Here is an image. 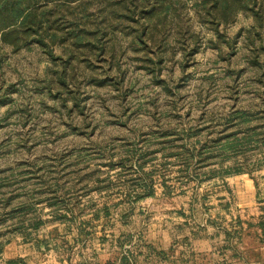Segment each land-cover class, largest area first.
I'll use <instances>...</instances> for the list:
<instances>
[{"label": "rangeland", "instance_id": "1", "mask_svg": "<svg viewBox=\"0 0 264 264\" xmlns=\"http://www.w3.org/2000/svg\"><path fill=\"white\" fill-rule=\"evenodd\" d=\"M255 10L262 15V27H254V17L240 11L219 26L218 36L197 19L189 2L180 18L197 43L189 34L183 44L170 35L173 51H166L155 76L140 67L144 51L133 50L131 34L102 39L114 48L111 61L120 69H110L108 53L102 61L91 60L98 66L96 82L89 78L92 71L76 62L77 79L61 94L46 81L47 72H57L66 57L61 47L54 46L60 57L52 61L36 43L14 48L0 39V198L14 195L0 210L10 211L19 201L34 206L31 216L44 220L39 236L65 249L71 239L73 246L98 247L103 230L112 239L155 233L164 244L169 233L189 235L199 244L203 236L220 232L230 233L233 247L244 250V256L264 263V0H257ZM249 27L257 45L253 62L244 37ZM113 78L116 83H110ZM234 112L242 118L229 121ZM225 135L246 141L237 148L222 147ZM184 140L190 147L199 146L191 144L196 140L206 143L209 157L197 164L199 180L183 171L180 158L169 155ZM127 147L137 153L152 150L142 170L153 171L155 192L138 201L124 190L130 183L126 179L138 181L136 162L144 158L137 159ZM227 166L232 173L225 175ZM56 179L72 189L68 202L74 218L51 215L55 207L43 199L37 204L45 196L38 189ZM248 182L254 184V195ZM105 203L109 215L104 217ZM15 220L10 218L0 231L12 228ZM4 236L10 256L33 243L20 231ZM227 251L234 253L227 247L223 254Z\"/></svg>", "mask_w": 264, "mask_h": 264}, {"label": "trees", "instance_id": "2", "mask_svg": "<svg viewBox=\"0 0 264 264\" xmlns=\"http://www.w3.org/2000/svg\"><path fill=\"white\" fill-rule=\"evenodd\" d=\"M189 2L197 19L218 36L220 35L219 26L233 21L240 11L248 12L254 17V27L263 25L262 15L255 10L257 0H0V39L14 48L36 43L46 51L52 61L60 57L55 54L54 46L61 47L66 55L62 66L57 72L51 71L46 74L47 87L51 89L53 85L57 86L58 94L64 91V86L75 83V79H77L76 62L85 64V67L92 71L89 78L96 81L97 72L95 71L98 66L92 65L91 60L102 61L105 53H108V60L112 62L111 59L115 56L114 48L112 46L107 48L108 46L102 39L117 40L120 32L132 35L133 50L144 51L142 54L144 56L138 58L141 61L140 67L155 76L160 71V64L164 61L166 51H173L170 35L176 36L183 44L182 40L186 34H189L193 37L194 43H197L198 37L191 31L190 26L180 18L181 9L187 7ZM133 23H139V25L134 27ZM246 31L244 37L246 45L253 51V57H251L253 62L256 57L257 45L252 37V29L249 27L246 28ZM262 39L264 40V34ZM181 47L185 49L184 46ZM113 67L120 69L118 62L113 63L110 69ZM104 73H106L105 78L109 77L107 72ZM109 81L116 83L115 79H109ZM242 116V113L234 112L228 115L227 119L232 121L242 118ZM230 135H225L226 143L222 147L237 148L246 141L239 140V138L230 141ZM180 137L184 138L183 135ZM186 143L185 140L181 142L180 149L170 151L169 155H176L180 158L185 163L186 170L183 171L199 180L201 173L196 170L197 164L204 157H209L204 152L206 143L196 140L191 144L200 143L199 146L193 145L192 147L187 146ZM129 150L134 152L132 155L137 156V159L152 153V150H142L137 153L139 149L134 147ZM125 159L130 160L131 158L127 156ZM144 162L145 158L143 162H136L137 170L135 172L141 173L138 175V181L135 178L126 179L130 183L127 182L124 191L128 194L129 199L133 197L138 201L146 196H152L155 192L153 171L142 170ZM230 168L231 166H227L225 175L232 173ZM233 170L240 171L238 167ZM213 173L211 170L209 176H212ZM64 183L66 182H58L56 179L54 183L39 188L38 191L45 193V196L37 199V204L43 199L50 207H55L50 210L51 215L58 218H74L76 213L68 202L71 199L70 191L72 189L70 186L63 188ZM12 198L14 195L0 198V202H2L0 205L3 208L8 207ZM11 206L10 211L0 210V226L5 225L10 218L16 219L12 228L0 231V252L5 243L9 241L4 235L20 231L24 240L27 241L36 236L38 229L44 223L40 216H31L30 212H35L34 206H27L23 201ZM101 207L104 208L102 216L109 215L108 205L105 203ZM62 209H64V214H60ZM99 211L100 208L94 209L92 216L97 218ZM81 232L82 230L79 228V236ZM79 236L76 238L77 241ZM46 242V240L43 241L44 244Z\"/></svg>", "mask_w": 264, "mask_h": 264}, {"label": "crops", "instance_id": "3", "mask_svg": "<svg viewBox=\"0 0 264 264\" xmlns=\"http://www.w3.org/2000/svg\"><path fill=\"white\" fill-rule=\"evenodd\" d=\"M251 185L248 182L250 189ZM252 186L253 193L254 184ZM39 231L34 238L27 240L33 243L29 242V249L24 253L10 256L7 254L9 247L5 244L0 252V264H264L249 259L243 255L244 250L233 247L230 233H209L201 238L202 243L199 244L194 243L189 235L169 233V240L164 244L155 233L149 236L114 235L112 239L104 230L98 236V247L87 248L78 243L73 246L71 239L70 248L65 249L53 239L44 244L47 238L39 236ZM111 242L114 243L113 249L110 248ZM262 246L264 257V243ZM227 247L234 253L227 251L226 255L223 254Z\"/></svg>", "mask_w": 264, "mask_h": 264}]
</instances>
